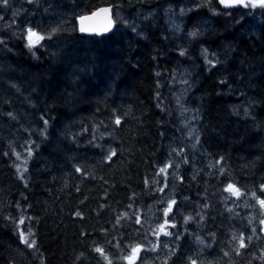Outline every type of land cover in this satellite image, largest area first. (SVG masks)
I'll return each mask as SVG.
<instances>
[{
	"label": "trees",
	"instance_id": "1",
	"mask_svg": "<svg viewBox=\"0 0 264 264\" xmlns=\"http://www.w3.org/2000/svg\"><path fill=\"white\" fill-rule=\"evenodd\" d=\"M167 1L0 4V264H127L121 257L136 244L145 253L136 264H264V208L253 197L264 198V9L224 10L215 0L187 15L189 24L207 23L190 37L170 29ZM101 7L113 10V32L81 36L77 19ZM26 26L57 30L41 42L47 47L29 49ZM182 70L191 76L183 103L196 115L199 143L175 99ZM13 149L28 157L24 179ZM228 183L239 198L223 191ZM171 199L173 235L161 234L151 251ZM19 219L35 248L21 241Z\"/></svg>",
	"mask_w": 264,
	"mask_h": 264
},
{
	"label": "snow or ice",
	"instance_id": "2",
	"mask_svg": "<svg viewBox=\"0 0 264 264\" xmlns=\"http://www.w3.org/2000/svg\"><path fill=\"white\" fill-rule=\"evenodd\" d=\"M206 2H210V0H206ZM219 5H223L224 8H260V9H264V0H218ZM0 4L2 5H7L8 4V0H0ZM199 6V5H198ZM213 12H216V9H210ZM112 9L111 8H102L99 11L93 13V17L95 16H100L101 14H104L107 23L103 26L102 29H92L89 27H85L83 26V21L90 19V17H81V28L80 31L81 32H89V31H99V32H109L111 31L112 27H113V23L114 21L111 18V15H109L111 13ZM181 14H183V9H181ZM225 15H231L232 13L230 12H225ZM2 18V17H0ZM239 22V21H237ZM57 29H52L51 32H49L47 35L45 34H41L44 30H41V32H37L36 30H34L32 27H25L24 29H22V38L26 40V47H28L29 49L35 48L37 46L40 47H47V45L42 44L41 42L44 41L45 39H51V35L52 33H54ZM177 30L178 27H177ZM190 35L192 37H197L200 35L199 32L193 31L192 33H190ZM0 43H3V41H0ZM35 54V53H33ZM180 55H184V51L181 50L179 52ZM202 56H204L206 62L208 64H210L211 66H215V63L219 62L218 60L215 59V54H213V59H209L208 58V53H207V49H204L201 53ZM157 75H159V73H157ZM185 84L187 83V80L185 79L183 81ZM188 89H184V91H187ZM45 123H47V121H45ZM114 123L116 125H120L121 120L119 117H117L114 121ZM195 143H199V137L196 138ZM28 152V157L31 156L32 154V150L29 147L27 149ZM175 154L177 156L182 155L183 153V148L180 149V151H176L174 150ZM7 154V153H5ZM13 154L16 157V160H20L21 164H17L16 165V170L17 172L20 174V178L24 179V175L23 173L27 171V158L28 157H24L22 159L21 154L15 152V150L13 149ZM116 155V151L115 149H113L107 156V160L111 161V158L113 156ZM187 156L184 157L183 161L186 163L187 162ZM220 161H217V164H219ZM172 167L171 163H166L164 166L159 167L157 175L159 174H163L165 176V180L162 184V186L160 187L159 191L163 192L164 188L167 187V174H168V168ZM176 168H179V163L176 165ZM81 169L77 168V172H80ZM224 174V169L223 168H219L218 169V175H223ZM147 182V181H146ZM261 192H264V184L260 185V189ZM223 191H226L230 194H232V196H235L237 198H239L241 196V192L240 189L235 187V185L233 183H228L226 185V187L223 189ZM253 197L257 200V203L260 205L261 208H264V198H260V197H256L255 193H253ZM231 197H225V199H230ZM177 201L175 199H171L168 201L167 205L165 208H163L161 211L163 213V218L162 220L158 223L157 227L155 229H153V235L156 236V241L154 242H150L152 243V248L151 251H158L159 250V236L162 234L165 237L168 236H172L173 233L170 232L168 229L169 228H174L176 227L175 223L171 220L168 219L169 214L173 212V207L176 205ZM207 206V205H205ZM229 212L232 211L231 208L228 209ZM76 216H79L82 218V214L80 212H76L75 213ZM125 216L127 215L126 213L124 214ZM197 215H199V213H197ZM124 217H118L117 218V224H119L120 219H122ZM201 220L203 219V217H200ZM193 217L188 216L185 218V223H187L188 221L192 220ZM174 220V217H173ZM140 218L137 216L136 217V223H140ZM251 222V221H250ZM14 223L17 226L18 229V234L21 238V241L29 248H35L36 247V241L34 239V233L31 232V229L29 228L27 231V234L25 233L24 229L21 228L20 226L24 225L25 220L24 219H19L18 221H14ZM261 224H264V219H262L260 221ZM253 232H255V228H253ZM177 236L179 235L178 233L176 234ZM30 237H33L32 239H30ZM233 239H237L236 235L233 234ZM249 240H251V237L249 236L248 238ZM238 243H239V248H246L247 245L245 244L244 238L241 235L238 239ZM116 247H119V244L115 245ZM94 251L101 254L102 256H104V249L102 247H95ZM143 251V245L142 244H136L134 246L130 247V252L127 255L122 256L121 258L127 261V264H136V260L139 257L140 252ZM237 253L239 254V250L237 249ZM82 255V254H81ZM225 255H228V253H225ZM107 258V257H105ZM108 264H112V262L109 260ZM165 264H167V262L165 261ZM191 264H197V261L195 259L191 260Z\"/></svg>",
	"mask_w": 264,
	"mask_h": 264
},
{
	"label": "rangeland",
	"instance_id": "3",
	"mask_svg": "<svg viewBox=\"0 0 264 264\" xmlns=\"http://www.w3.org/2000/svg\"><path fill=\"white\" fill-rule=\"evenodd\" d=\"M171 2L167 1L164 2V11L165 16L167 18L168 25L170 26V29L174 31L178 35H182L184 32H188V30L196 32H202V30L207 28V23H195V24H189V21L187 20V15L192 12L193 10L199 8V7H208L210 6L215 0H210V2H206V0H188V2L185 5H179L177 3H180L181 0H170ZM177 5V6H176ZM199 5V6H198ZM181 9H183V14H181ZM256 9V8H255ZM188 25V27H186ZM177 27L179 30H177ZM186 28L188 30H186ZM191 37V35H190ZM187 70L177 71L175 81L178 85V92L176 103L179 107V113L180 117L183 120V123L188 131V137L190 139H195L198 137L197 134V119L196 115L192 112H189L185 109L183 99L185 93L188 91H184V89H189L190 85V74ZM187 80V83L185 84L183 81ZM145 253L142 251L141 254L138 257L137 262L140 260L141 257H143ZM136 262V263H137Z\"/></svg>",
	"mask_w": 264,
	"mask_h": 264
},
{
	"label": "water",
	"instance_id": "4",
	"mask_svg": "<svg viewBox=\"0 0 264 264\" xmlns=\"http://www.w3.org/2000/svg\"><path fill=\"white\" fill-rule=\"evenodd\" d=\"M30 1H32V0H30ZM220 7L224 10L238 9V8H224L223 5H220ZM102 8H111V7H101L99 9L93 11L90 14H86V15L81 16V17H85V16L90 17V19L83 21V26L89 27L92 29H102L103 26L107 23L104 14H101L100 16H95V17H93V15H92L93 13L99 11ZM109 15H111V18L114 21L111 31H109V32H99V31L81 32L80 31V28L82 26L81 25V19H80L81 17H79L76 21L77 22V30H78L79 34L81 36H84V37H106V36H109L113 32V30L115 29V26H116V21H115L113 10L111 11V13ZM137 260H136V262H137Z\"/></svg>",
	"mask_w": 264,
	"mask_h": 264
}]
</instances>
